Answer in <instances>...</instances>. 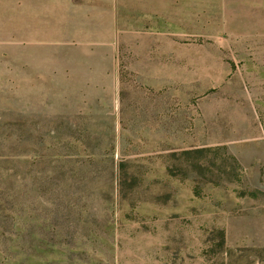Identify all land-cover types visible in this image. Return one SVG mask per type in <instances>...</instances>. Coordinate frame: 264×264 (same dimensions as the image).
<instances>
[{"label":"rangeland","instance_id":"1","mask_svg":"<svg viewBox=\"0 0 264 264\" xmlns=\"http://www.w3.org/2000/svg\"><path fill=\"white\" fill-rule=\"evenodd\" d=\"M0 264H264V0H0Z\"/></svg>","mask_w":264,"mask_h":264}]
</instances>
